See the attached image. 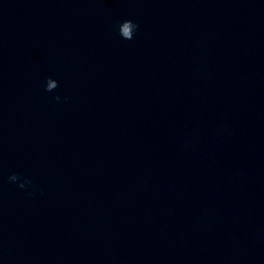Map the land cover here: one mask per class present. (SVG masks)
<instances>
[{"label": "water", "instance_id": "1", "mask_svg": "<svg viewBox=\"0 0 264 264\" xmlns=\"http://www.w3.org/2000/svg\"><path fill=\"white\" fill-rule=\"evenodd\" d=\"M0 264H264V0H0Z\"/></svg>", "mask_w": 264, "mask_h": 264}, {"label": "clouds", "instance_id": "2", "mask_svg": "<svg viewBox=\"0 0 264 264\" xmlns=\"http://www.w3.org/2000/svg\"><path fill=\"white\" fill-rule=\"evenodd\" d=\"M130 26H134L136 29H138L139 25L134 23L131 20H125L118 25V32L119 35L122 33L126 40H131L132 38L129 35ZM58 87V82L52 78H48L44 87V90L46 92H52L54 89ZM56 101L60 100L59 96L54 97ZM67 99V98H65ZM9 181L15 182L18 179H20L18 174L13 173L8 177ZM30 183V181L25 180L24 182L19 184L20 188H25L26 184Z\"/></svg>", "mask_w": 264, "mask_h": 264}]
</instances>
